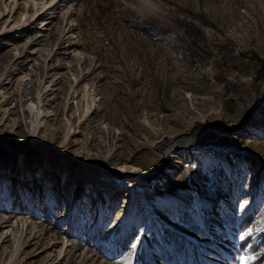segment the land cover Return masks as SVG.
Returning <instances> with one entry per match:
<instances>
[{
	"label": "rangeland",
	"instance_id": "obj_1",
	"mask_svg": "<svg viewBox=\"0 0 264 264\" xmlns=\"http://www.w3.org/2000/svg\"><path fill=\"white\" fill-rule=\"evenodd\" d=\"M26 19L0 0V264H264V0Z\"/></svg>",
	"mask_w": 264,
	"mask_h": 264
},
{
	"label": "bare ground",
	"instance_id": "obj_2",
	"mask_svg": "<svg viewBox=\"0 0 264 264\" xmlns=\"http://www.w3.org/2000/svg\"><path fill=\"white\" fill-rule=\"evenodd\" d=\"M14 1L20 7L22 5V7L24 8L25 16L27 17L26 20L31 21V20H38L44 14L45 11L53 10L55 5H59L60 3L66 2L68 0H50V1L49 0H14ZM24 23L25 22L18 24L16 27H19V26L23 25ZM7 31H8V29L5 27V29H3L0 32V36L5 35V33H7ZM164 141H166V140H164ZM170 149L173 150V148H170ZM20 153L21 152H19V155H20ZM63 153H61V155H63ZM169 153H170V151H169ZM118 173H120L122 175L134 174V175H137L138 177L142 176L143 179H148V178L152 177L153 175L157 174V172H155V171H151V172H147V173L146 172L140 173V170H138V169H130V170L129 169H125V170L119 169Z\"/></svg>",
	"mask_w": 264,
	"mask_h": 264
},
{
	"label": "trees",
	"instance_id": "obj_3",
	"mask_svg": "<svg viewBox=\"0 0 264 264\" xmlns=\"http://www.w3.org/2000/svg\"><path fill=\"white\" fill-rule=\"evenodd\" d=\"M263 62H264V59H262L261 63H263Z\"/></svg>",
	"mask_w": 264,
	"mask_h": 264
},
{
	"label": "snow or ice",
	"instance_id": "obj_4",
	"mask_svg": "<svg viewBox=\"0 0 264 264\" xmlns=\"http://www.w3.org/2000/svg\"><path fill=\"white\" fill-rule=\"evenodd\" d=\"M254 259V258H253Z\"/></svg>",
	"mask_w": 264,
	"mask_h": 264
}]
</instances>
